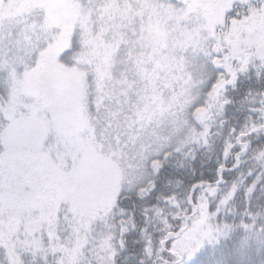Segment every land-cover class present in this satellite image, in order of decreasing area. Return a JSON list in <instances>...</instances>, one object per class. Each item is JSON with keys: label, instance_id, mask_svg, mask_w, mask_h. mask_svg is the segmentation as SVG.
Wrapping results in <instances>:
<instances>
[{"label": "snow or ice", "instance_id": "1", "mask_svg": "<svg viewBox=\"0 0 264 264\" xmlns=\"http://www.w3.org/2000/svg\"><path fill=\"white\" fill-rule=\"evenodd\" d=\"M262 201L264 0H0V264H264Z\"/></svg>", "mask_w": 264, "mask_h": 264}, {"label": "trees", "instance_id": "2", "mask_svg": "<svg viewBox=\"0 0 264 264\" xmlns=\"http://www.w3.org/2000/svg\"><path fill=\"white\" fill-rule=\"evenodd\" d=\"M264 202V201H262ZM139 245H129V252H126L124 256H128V264H134L133 257L137 255ZM222 251L226 254L227 249L223 245L219 249L205 248L198 257L196 264H217V261L222 259ZM124 256L121 257V264H123Z\"/></svg>", "mask_w": 264, "mask_h": 264}, {"label": "rangeland", "instance_id": "3", "mask_svg": "<svg viewBox=\"0 0 264 264\" xmlns=\"http://www.w3.org/2000/svg\"><path fill=\"white\" fill-rule=\"evenodd\" d=\"M209 14H214V9H209Z\"/></svg>", "mask_w": 264, "mask_h": 264}]
</instances>
